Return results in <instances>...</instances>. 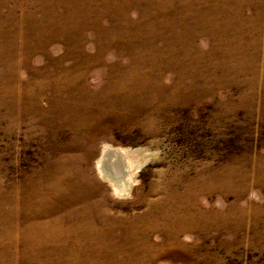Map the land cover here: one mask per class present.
<instances>
[{"label": "rangeland", "instance_id": "374dc122", "mask_svg": "<svg viewBox=\"0 0 264 264\" xmlns=\"http://www.w3.org/2000/svg\"><path fill=\"white\" fill-rule=\"evenodd\" d=\"M0 264H264V0H0Z\"/></svg>", "mask_w": 264, "mask_h": 264}, {"label": "bare ground", "instance_id": "6f19581e", "mask_svg": "<svg viewBox=\"0 0 264 264\" xmlns=\"http://www.w3.org/2000/svg\"><path fill=\"white\" fill-rule=\"evenodd\" d=\"M131 155L132 153H128L111 146H106L97 162V169L101 175L109 180L113 186L116 187V189H114L119 192L122 191L123 193H126L130 189L131 171L133 167ZM116 164L120 165L118 166L119 175H116L112 170L113 165H115V169L117 168Z\"/></svg>", "mask_w": 264, "mask_h": 264}]
</instances>
